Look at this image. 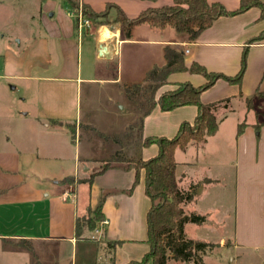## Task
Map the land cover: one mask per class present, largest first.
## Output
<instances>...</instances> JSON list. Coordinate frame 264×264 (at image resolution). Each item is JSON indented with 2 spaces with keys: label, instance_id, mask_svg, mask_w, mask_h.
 <instances>
[{
  "label": "crops",
  "instance_id": "obj_1",
  "mask_svg": "<svg viewBox=\"0 0 264 264\" xmlns=\"http://www.w3.org/2000/svg\"><path fill=\"white\" fill-rule=\"evenodd\" d=\"M77 2V7L84 4L96 13L106 12L104 19L107 21L115 19L118 8L126 17L134 18L148 7L173 3L172 0ZM238 3L239 0L229 6L231 8L227 7L228 10L236 9ZM75 8L67 0H39L40 11L48 17L41 23V30L25 33L17 40L16 47L5 48L2 76L18 81L22 90H33L34 87L35 104L32 114H24L19 124L10 121L7 126H10V132H7L5 141L13 139V143L11 148L8 143L6 147L0 148V264H76L73 251L77 243L83 240H91L99 246V249L91 246L88 261L84 264H110V256L113 257V264H124L129 260L140 259L148 250L146 212L150 199L144 192L143 170L139 172L138 181L133 187V168L112 165L103 170H94L92 167L87 172L88 164L101 158L85 154L80 159L75 152L73 173L61 171L53 175L50 182L31 178L46 177L48 174L40 172L42 169L47 170L50 160L59 162L71 157L69 146L57 141L58 131L65 130V124L74 126L75 133L77 129L80 130L79 125H90L86 120L82 122L80 116L82 83L88 86L87 93L99 96V100L108 88H114L122 97L126 86L139 83L151 67L165 63L166 45L178 46L183 52L187 49L184 52L186 65L196 61L208 71L233 76L240 67L242 48L247 45L261 48L263 53L257 61H248L240 86L219 78L200 94V100L202 103L227 97L231 100L237 95L242 97L240 92L249 94L256 88L260 92L264 91V39L246 42L249 35L255 36L262 28L257 27L246 35L241 22L219 16L198 34L194 42H187L186 36L172 27L156 28L146 23L133 26L130 38L125 39L118 23L92 25L89 29L78 30L76 20L69 14ZM247 14L257 17L260 10L254 6L234 16ZM104 29L106 33H103ZM252 65L256 66L253 71L250 68ZM204 81L200 74L173 72L156 91V97L163 91L174 89L179 82L198 86ZM106 94L108 102L114 99L111 94ZM219 109L224 110L218 108L216 115ZM89 113L90 110L86 111V114ZM196 113L195 105H182L168 111H162L156 105L143 117L142 138H171L179 124L184 120L192 123ZM220 128L218 123L216 131L207 136L203 143L190 142L185 149H175L174 178L177 186L184 190L194 184L192 178L195 181H209L210 184L206 185L209 187L217 183V177L205 174L211 171V167L205 165L206 158H211L209 164L215 162L222 166L218 170L214 166L212 171L228 172V140L229 137L235 140V157L229 162L234 168L233 224L229 232L220 235L218 246H231L234 250L250 249L258 253L264 251V129L260 128L256 135L246 130L236 136L234 133H220ZM29 135L34 140L33 147L26 145L22 148ZM219 138L214 160L210 154H204L205 148L209 140L216 141ZM136 147L137 155L142 159L152 157L158 151L155 143ZM218 155L226 156V166H223L226 160ZM196 157L201 163L198 170L192 167ZM40 161L44 168L37 167ZM91 175V181H85ZM68 178H72L73 182H68ZM197 188L194 199L190 201L193 205L201 203L208 194L204 186L200 187L201 190ZM223 192L224 198L226 191ZM101 196L102 220H107L102 235L98 239H91V229L85 231V237L76 238V217L87 216L89 209L96 206ZM190 202L183 206L186 212L190 211L187 207ZM210 212L212 209L209 206L202 205L199 208V214L208 215ZM108 241L123 242L112 252L107 246ZM170 262L191 264V261L173 259H169L166 264Z\"/></svg>",
  "mask_w": 264,
  "mask_h": 264
},
{
  "label": "rangeland",
  "instance_id": "obj_2",
  "mask_svg": "<svg viewBox=\"0 0 264 264\" xmlns=\"http://www.w3.org/2000/svg\"><path fill=\"white\" fill-rule=\"evenodd\" d=\"M214 1L222 3L223 6L228 9L231 8L229 6H233L237 0ZM238 14L240 13L226 15V17L231 19L235 18L234 21L241 22L244 25L245 34L247 33L246 35H249L251 31L257 27L262 28L255 36L249 35L246 42L253 43L263 40L264 16L260 17V15H257V17H252L251 14L240 17L234 16ZM47 18L46 13L41 12L39 9V0H0V148L6 147L7 143L8 147L11 148V144L13 143V139L9 142L5 141V137L8 136L6 135L7 132H10V126L7 127L10 121L19 124L24 117V114H27V116L32 114L35 104L34 87H32L33 90L30 88L28 90H22L18 81L2 76L5 48L8 46L16 47L17 40L21 38V36L23 37L25 33L30 34L40 31L41 23L45 22ZM262 53L263 51L261 48H250L247 45L242 48L240 67L243 62V73L248 66V61H252L251 59L257 61ZM81 61L82 63L84 62L83 59H81ZM250 68L253 71L256 66L252 65ZM139 83H141L142 87L147 86V83L142 82V80ZM87 91L88 86H85V83H82L80 90V116L82 122H85L86 120L90 122V125H79V128H81L80 130L77 129V132L75 133L73 130L74 126L65 124V130H59L57 135L58 142H64L69 146V156L71 157L65 158L63 161L59 162L50 160L46 167L47 170L42 169V172L37 171L40 172V174L46 173L48 175L46 177H41L40 179L36 176H31L32 180H43L44 182H48L49 180L50 182L53 175L56 176L61 171L65 172V174L73 173L75 170L73 165V154H75V152L79 154L77 158L79 157L80 159L85 154L94 158H101L94 163L88 164L90 166L89 169H86V171L88 170L87 172H90L92 167L95 170L112 165L126 166L127 163L125 160L133 154H138L136 146L140 145V141L138 139L136 128L137 123L139 122V117L146 108V98L143 97V95L141 96L142 91H138L139 94L135 95L132 100L127 98L124 91L121 95L122 97H119V93L115 91L114 88L106 89L101 100H99V96L90 95ZM106 93L111 94L114 99L108 102L107 97L105 96L107 95ZM240 96L242 97L237 95L230 100L228 111L222 109L217 111L216 117L218 123L221 125L220 133H234L236 136H239L243 132H246V130H249L253 135H256L260 128L264 129V91L260 92L259 89L256 88L254 92L244 95L241 93ZM120 98L122 99L119 100ZM247 98L250 100L249 107H247L246 103ZM89 110L90 113L86 114V111ZM129 127H131V129H129ZM114 136L120 137L119 143L113 140ZM27 138L28 139L25 140L27 142H25L24 145H21L22 148L26 145L31 148L33 147L34 140L32 139V136L29 135ZM209 141L210 142L205 148L206 152L204 154H207L206 156H209L210 154L215 160V157L217 156L215 155V151L220 144V138L216 141ZM234 141L235 140L233 139L230 140L229 137L228 144L230 152L229 155H227L229 166L228 172H222V174L212 171L214 166L217 170L222 168V166L216 165L215 162L209 164V159L211 158L205 157L207 159L205 165L211 167V171H207L205 174L208 177H217L219 179L217 183H212L209 187V185L206 186L209 181H195V178H192L196 188L198 187L201 190L200 187L204 186L205 190H207L208 187L209 189L206 191L208 193L207 196L202 199L201 203L193 205L190 202L187 206L188 209L191 212L199 213V208L203 205L211 207L212 212L208 215L204 214L205 220L202 223H186L184 232L189 238L212 243V245L206 248V252L202 255L205 264H264V251L257 253L250 249L234 250L231 246H218L220 235L224 232H229L233 224L232 213L234 203L232 202V188L234 185V168L229 162L234 159L236 153ZM192 151L193 154H195V149ZM194 157L195 155L193 158ZM218 157L226 160L223 165L226 166V156L218 155ZM197 158L198 157L193 159L192 167H196L195 169L198 170L200 169L199 165H201V163L198 162ZM41 166H43V168L45 167L40 161L37 167L42 168ZM81 173L82 172L80 171V174ZM72 180L69 178L68 182H73ZM133 187H135V184ZM223 191H226V197L224 198ZM122 242L123 241H118L113 249ZM91 246L98 247L99 249V246L91 240H83L77 243L73 251L76 264H84L88 261ZM169 264L178 263L170 262ZM191 264L194 263L191 262Z\"/></svg>",
  "mask_w": 264,
  "mask_h": 264
},
{
  "label": "trees",
  "instance_id": "obj_3",
  "mask_svg": "<svg viewBox=\"0 0 264 264\" xmlns=\"http://www.w3.org/2000/svg\"><path fill=\"white\" fill-rule=\"evenodd\" d=\"M67 1L73 8L78 5L77 0ZM172 1L171 5L148 7L134 18L126 17L118 8L113 21L104 19L106 12L96 13L84 4L81 5V8L83 14L95 27L100 24L118 23L120 33L125 39L130 38L133 26L146 23L156 28L172 27L175 31L183 33L187 42H194L198 34L209 27L219 16L241 13L254 6L259 8L260 17L264 16V0H239L238 7L234 10L226 9L218 1ZM164 58L165 63L163 65H154L146 72L142 80V82L147 83L146 87H142L141 83L125 87L128 98L133 99L135 95L139 94L138 91H142L141 96L143 95L146 98V108L139 117L136 128L140 146L155 143L158 146V151L154 156L147 159H142L140 155H136L125 160L126 166L134 169L135 175L132 186L137 183L139 172L144 171V192L150 199V206L146 212L148 250L140 259L129 260L124 264H147L148 262L150 264H166L169 259L205 264L202 255L212 243L189 238L184 232L186 223H202L205 216L191 211L186 212L183 208L186 203L194 199L196 187L195 184H191L188 189L184 190L177 186L174 178L176 165L174 151L176 148L185 149L190 142L203 143L207 136L216 131L218 119L215 112L218 108L228 111L230 99L227 97L202 103L200 94L210 88L219 78L240 86L244 63L242 62L239 71L235 75L229 76L221 72L208 71L196 61L186 65L184 52L178 46L166 45L164 47ZM180 71L200 74L205 81L198 86H194L189 82H179L176 88L163 91L156 97V91L166 83L168 76L173 72ZM239 95H241V92ZM246 100L247 107H249L250 100L248 98ZM156 105L162 111L172 110L182 105H195L197 113L192 123L182 121L171 138L164 136H146L142 138L143 117ZM119 138V136H114L113 140L119 143ZM108 167L105 166L101 170ZM92 177L93 175L89 176L85 181L90 182ZM68 179L66 180L68 181ZM70 179L72 180V178ZM102 202L103 197L101 196L96 206L89 209L87 216L76 217V238L85 237V231L93 229L103 219ZM117 243L118 241H108L109 250L112 251ZM109 262L113 264L112 256H110Z\"/></svg>",
  "mask_w": 264,
  "mask_h": 264
},
{
  "label": "built area",
  "instance_id": "obj_4",
  "mask_svg": "<svg viewBox=\"0 0 264 264\" xmlns=\"http://www.w3.org/2000/svg\"><path fill=\"white\" fill-rule=\"evenodd\" d=\"M69 14L76 20L78 30L91 28L92 24L90 20L83 14L81 6H78L77 8L69 11ZM187 51V49L184 50L185 53ZM106 224L107 220L100 221L98 225L92 229L90 233V238L98 239L102 235L104 226Z\"/></svg>",
  "mask_w": 264,
  "mask_h": 264
},
{
  "label": "bare ground",
  "instance_id": "obj_5",
  "mask_svg": "<svg viewBox=\"0 0 264 264\" xmlns=\"http://www.w3.org/2000/svg\"><path fill=\"white\" fill-rule=\"evenodd\" d=\"M104 32L103 33H106V29L103 30ZM104 35V34H103ZM106 36V35H105Z\"/></svg>",
  "mask_w": 264,
  "mask_h": 264
}]
</instances>
